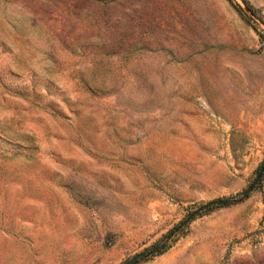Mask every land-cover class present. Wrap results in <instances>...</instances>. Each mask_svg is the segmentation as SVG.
Here are the masks:
<instances>
[{
    "label": "rangeland",
    "instance_id": "374dc122",
    "mask_svg": "<svg viewBox=\"0 0 264 264\" xmlns=\"http://www.w3.org/2000/svg\"><path fill=\"white\" fill-rule=\"evenodd\" d=\"M0 0V264H118L264 157V0ZM260 189L141 264H264Z\"/></svg>",
    "mask_w": 264,
    "mask_h": 264
},
{
    "label": "trees",
    "instance_id": "16d2710c",
    "mask_svg": "<svg viewBox=\"0 0 264 264\" xmlns=\"http://www.w3.org/2000/svg\"><path fill=\"white\" fill-rule=\"evenodd\" d=\"M242 1L245 3L246 8L251 12V14L255 15L254 9L246 2V0ZM263 177L264 157L258 168L256 169L255 174L249 184L246 187L242 188L234 196L216 197L204 203H201L196 209L189 212L188 215L184 217L178 224L171 227L160 239L154 241L142 250L134 252L130 256L121 260L118 264H141L142 262H145L153 256L162 253L173 242L175 233L181 228H184L192 218H194L196 215H200L215 208L228 206L232 203L241 201L242 199L246 198L249 195L250 191H252L253 189H260Z\"/></svg>",
    "mask_w": 264,
    "mask_h": 264
}]
</instances>
